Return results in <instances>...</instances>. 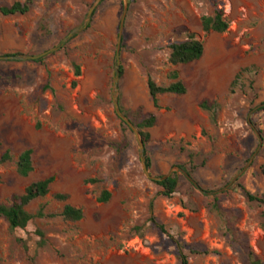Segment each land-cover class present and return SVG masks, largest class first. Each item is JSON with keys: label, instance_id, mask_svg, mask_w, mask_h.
Returning a JSON list of instances; mask_svg holds the SVG:
<instances>
[{"label": "rangeland", "instance_id": "374dc122", "mask_svg": "<svg viewBox=\"0 0 264 264\" xmlns=\"http://www.w3.org/2000/svg\"><path fill=\"white\" fill-rule=\"evenodd\" d=\"M94 1L32 0L26 14L0 13V56L48 51L36 60L0 59V145L12 156L0 164V203L54 178L49 193L26 207L46 216L22 229L0 217V261L178 264L179 240L189 264H247L243 245L264 264V205L248 202L239 188L264 196V0H103L88 18ZM217 8L228 29L204 32L201 17ZM188 33L203 43L201 58L171 65L169 45ZM250 66L255 73L236 80ZM119 67L122 113L130 121L136 112L138 121L156 115L144 152L152 177L177 173L171 197L146 176L137 139L115 114ZM171 72L186 92L159 95L156 109L147 77L168 85ZM25 149L34 169L21 177L16 161ZM103 191L106 202L99 201ZM57 193L67 200H55ZM214 201L222 216L211 210ZM66 203L81 208L83 218L59 216ZM151 211L166 234L149 222ZM227 229L234 233L225 235Z\"/></svg>", "mask_w": 264, "mask_h": 264}, {"label": "trees", "instance_id": "16d2710c", "mask_svg": "<svg viewBox=\"0 0 264 264\" xmlns=\"http://www.w3.org/2000/svg\"><path fill=\"white\" fill-rule=\"evenodd\" d=\"M103 1V0H102ZM32 4V0H26L25 2H14L11 5L0 6V13L3 16L17 15V14H26L30 6ZM229 27V23L227 19L224 17V12L222 9H215L212 15H204L201 17V28L204 32H215V33H223ZM170 54L168 58V62L171 65L178 64H188L194 62L201 58L204 47L203 43L198 40L194 34L188 33L187 38L180 42H174L169 45ZM255 68L253 66L246 67L241 69L236 76V80L240 79L244 75L254 74ZM74 74L75 76H79L80 72L78 66H74ZM118 79H121L123 76V69L119 67L118 69ZM168 78L171 82L168 85H159L157 84L151 76L147 77V90L154 108L158 109V96L163 94H176L182 95L186 92V87L184 83L179 79L177 72H171L168 75ZM75 85V82L72 83V86ZM201 107L204 109H208L209 106L205 101L201 103ZM121 110V109H120ZM136 120H131L133 125L137 128L140 133L141 139L144 145L148 142L150 138V134L146 129L154 126L156 122V115L154 113L147 114L138 119L139 112H136ZM128 117L126 114H124ZM122 125L129 129V127L122 122ZM12 156L9 150H5L1 152L0 145V164H4L11 160ZM145 164L147 169L150 168L151 163L149 158L146 156L144 152ZM33 163H32V151L31 149L23 150L17 157L16 161V173L21 177H27L33 171ZM176 172L172 173L167 179L156 182L159 186L163 188L161 192L162 196L171 197V195L176 191L178 186V179L176 177ZM264 174V169H263ZM53 177H48L42 180H38L30 183L24 190V192L20 195H14L11 198V202L9 204L0 203V217L3 218L9 225L11 229L15 228H24L34 218H42L46 215L43 214L42 210L37 211L35 214H31L26 210V207L35 199L43 198L49 193V186L53 182ZM91 182H96V180H90ZM241 194L245 197L248 202L256 203L258 205H264V196H257L250 193L247 189L242 186H239ZM110 194L107 191H103L99 197V201L106 202L108 201ZM67 195L63 193H57L54 195V199L59 202H65L67 200ZM211 210L222 216V210L216 204V201L211 205ZM48 216H54L53 214ZM59 216H61L66 221L77 222L83 218V212L81 208L72 206L71 204H64ZM149 222H151L160 232L166 234V229L164 225L158 223L155 217L150 212ZM234 232L232 230L225 231V235L227 233ZM39 235L41 233L39 232ZM173 245L176 252V258L178 264H189L188 256L184 252L185 244L179 240H173ZM246 262L247 264H263L262 260L253 252L250 246L243 245ZM191 253H198L196 250H191ZM204 254L208 253V251H203ZM0 264H3L0 261Z\"/></svg>", "mask_w": 264, "mask_h": 264}, {"label": "water", "instance_id": "95a60500", "mask_svg": "<svg viewBox=\"0 0 264 264\" xmlns=\"http://www.w3.org/2000/svg\"><path fill=\"white\" fill-rule=\"evenodd\" d=\"M102 0H95L93 2V4L91 5L89 11H88V14H87V17H91L95 7L101 2ZM126 6L124 7V10H125ZM81 28H76L74 29L69 35L68 37L74 35L75 33H77L78 31H80ZM120 40V34H119V39L118 41ZM48 52V51H47ZM47 52H44V53H41L39 55H34V56H30V55H22V56H0V59H14V60H36L40 57H42L43 55H45ZM117 55H118V51H117ZM117 82H118V75L116 73V75L114 76L113 78V88H112V101H113V106H114V111H115V114L116 116L120 119V121L124 122L128 127L129 129L134 133L136 139H137V142H138V146H139V151H140V158H141V162H142V166H143V170L146 174V176L151 179V180H155V181H163L165 179H167L169 176H170V173H168L167 175L163 176V177H152L150 174H149V171L146 167V164H145V158H144V143L141 139V136H140V133L139 131L137 130V128L133 125V123L122 113V111L120 110V107H119V102H118V98H117ZM173 171V170H171ZM176 171L182 173L194 186L195 188L201 192V193H206L204 190H202L196 183L195 181L186 173V171L180 167H176ZM242 172V171H241ZM241 172L236 175L232 181H235L237 179V177L241 174Z\"/></svg>", "mask_w": 264, "mask_h": 264}]
</instances>
